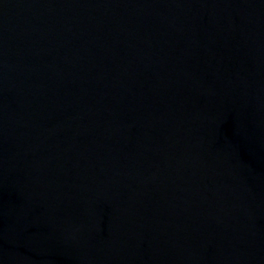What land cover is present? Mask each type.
I'll list each match as a JSON object with an SVG mask.
<instances>
[{
	"label": "water",
	"instance_id": "obj_1",
	"mask_svg": "<svg viewBox=\"0 0 264 264\" xmlns=\"http://www.w3.org/2000/svg\"><path fill=\"white\" fill-rule=\"evenodd\" d=\"M0 264H264V0H0Z\"/></svg>",
	"mask_w": 264,
	"mask_h": 264
}]
</instances>
